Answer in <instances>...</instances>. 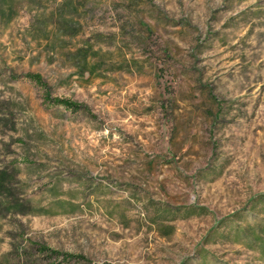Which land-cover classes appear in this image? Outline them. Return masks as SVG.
<instances>
[{"label": "rangeland", "instance_id": "374dc122", "mask_svg": "<svg viewBox=\"0 0 264 264\" xmlns=\"http://www.w3.org/2000/svg\"><path fill=\"white\" fill-rule=\"evenodd\" d=\"M0 264H264V0H0Z\"/></svg>", "mask_w": 264, "mask_h": 264}, {"label": "trees", "instance_id": "16d2710c", "mask_svg": "<svg viewBox=\"0 0 264 264\" xmlns=\"http://www.w3.org/2000/svg\"><path fill=\"white\" fill-rule=\"evenodd\" d=\"M24 79L28 80L29 82L33 83L36 87H38L43 96V103L46 104L47 106H60L63 107L66 110H69L71 112H77L81 106L76 104L73 101H70L68 99H59L52 97L51 94L49 93L47 85L44 83L42 77L38 74H26L24 75ZM43 252L48 251L46 248H41ZM52 254H56L53 252ZM64 257V260H68L69 258H72V256L68 255H61Z\"/></svg>", "mask_w": 264, "mask_h": 264}]
</instances>
